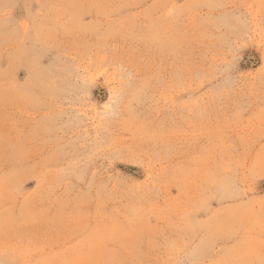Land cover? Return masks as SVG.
Returning a JSON list of instances; mask_svg holds the SVG:
<instances>
[{
	"label": "rangeland",
	"instance_id": "obj_1",
	"mask_svg": "<svg viewBox=\"0 0 264 264\" xmlns=\"http://www.w3.org/2000/svg\"><path fill=\"white\" fill-rule=\"evenodd\" d=\"M0 264H264V0H0Z\"/></svg>",
	"mask_w": 264,
	"mask_h": 264
}]
</instances>
